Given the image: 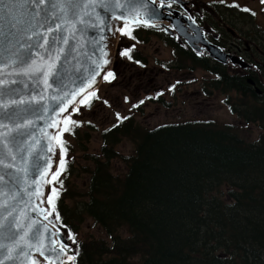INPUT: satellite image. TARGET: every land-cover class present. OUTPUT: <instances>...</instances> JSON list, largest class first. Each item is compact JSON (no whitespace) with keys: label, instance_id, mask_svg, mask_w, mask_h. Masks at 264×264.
Returning a JSON list of instances; mask_svg holds the SVG:
<instances>
[{"label":"trees","instance_id":"obj_1","mask_svg":"<svg viewBox=\"0 0 264 264\" xmlns=\"http://www.w3.org/2000/svg\"><path fill=\"white\" fill-rule=\"evenodd\" d=\"M185 54L197 68L220 75L209 82L210 95L213 88L232 90L227 72ZM235 87L241 91L235 102L240 120L248 123L246 107H252L253 119L264 126V105H246L244 88ZM132 125L110 126L100 153L87 156L93 163L85 168L88 198L80 215L99 223L108 238L79 240L74 264H264V132L250 139L249 125L244 130L214 120L147 130L139 125L135 138L131 135L138 150L125 157L127 170L119 177L112 160ZM63 201L60 217L66 222L71 213L73 220L78 213Z\"/></svg>","mask_w":264,"mask_h":264},{"label":"water","instance_id":"obj_2","mask_svg":"<svg viewBox=\"0 0 264 264\" xmlns=\"http://www.w3.org/2000/svg\"><path fill=\"white\" fill-rule=\"evenodd\" d=\"M37 2L39 7L14 9L19 21L15 28L7 21L0 23V243L12 250V259L6 258V250L0 252L2 264L73 262L66 250L57 246L59 241L71 246L63 227L51 219L53 213L48 215L51 218L46 215L52 208L45 202L47 192L45 200L42 198L47 186L42 174L47 169L50 176L53 160L56 164L58 159L59 152L55 158L53 149L58 144L51 147V142L55 141L62 114L78 105L84 96L81 92L92 85L95 73L104 66L102 61L108 58L112 23L146 21L160 27L167 20L183 30V25L177 24V11L163 13L161 8L167 6L160 7L152 0ZM192 36L188 34V40L195 42ZM195 36L202 35L195 31ZM206 41L200 43L211 58L226 63L222 49ZM189 45L198 51L202 48L199 42ZM83 54L94 64L86 66Z\"/></svg>","mask_w":264,"mask_h":264},{"label":"rangeland","instance_id":"obj_3","mask_svg":"<svg viewBox=\"0 0 264 264\" xmlns=\"http://www.w3.org/2000/svg\"><path fill=\"white\" fill-rule=\"evenodd\" d=\"M195 1L197 2H195L194 5H190L191 8H189L194 15V19H192L193 25L190 23L185 24V26H183V30H177L175 27V29L171 30V36H173V38L165 36L164 26L159 27L156 25L155 30H157V32H143L144 28L140 27L139 30L134 31V39L128 36L125 38V35L122 34L119 29H123V25L127 22L115 20L111 25V35L109 42H107V44H109V54L107 60L110 62L107 65H104L105 68L102 67V69H99L98 72H101V74L96 75L95 78H97V80H94L92 85L89 86L91 91L97 92L96 97L93 99L92 103L89 104V106L85 104L87 108L82 105L79 112L73 113L74 111L71 110V120L81 122L79 126H77V130H79V132L73 128L75 130L74 136L73 132L70 134L67 131H63L65 125L63 129H61V122H58L59 130H62L61 133L65 136L64 140L69 141L67 142V146H69V150H67V158H65V154H63V158H65L69 164L65 162V164H67L65 172H63V178H65V180H63L60 176L63 181V187L60 190L57 205L59 206L61 200L63 199V203L67 204L68 208H72L78 214L76 217H73V220H71L70 217L72 214L67 213L69 214V216H67V221L65 222V216H62V223L60 224H57L59 220L54 215L53 218H51V216H49V218L54 220L57 226H63L62 229L65 236H67V240H69L67 230L75 235L76 242L73 243L69 240V244H71V246L66 249V253L69 256L76 255L78 249L77 246H79L80 243L79 240H86L87 237L90 239L97 238L104 240L108 238L105 230L99 223H96L91 217L87 216L86 213L83 214V217L80 214L82 213L81 206L84 205V200L88 198L86 192L89 184V174L85 172V168L92 167L93 163L92 161H89L87 156L89 154H91V156H96L100 153V150H102V147L105 144L103 134L110 129L111 124H117V120L125 117L129 118V120H127V124L133 121V133L129 136L122 137L121 141L116 146L117 153L119 152V155L117 158L112 160V169L113 172H115L114 175L119 177H123L127 170V160L125 157L136 153L138 150L136 148L137 144H135L134 138L135 129L138 131L135 127H138L139 125H141V130H143V127L147 130V127H158L156 125L161 126L170 124L171 122L181 123L187 119H189V121L197 122V120L203 119L201 122L207 123V120H215L221 124L235 123L240 124V127L244 130L246 129V127L242 125L244 123L236 120L235 116L230 113L228 105L224 102L225 99H228L229 97L232 102L233 96H230L232 93L231 90L223 93L213 88V96L207 95V82H205V80L213 78L212 73L207 71L209 72V74H207L201 68H197L195 70L196 73L194 71H189V64H187L189 61L179 60V62H177V66L175 65L171 69L166 67L171 66L175 60H178L180 58V54H185V50H189V48H191V46H189L190 43L195 45L199 42L202 47L201 52L205 54L206 46L204 47V44L200 42H207V36H210V38L213 36V34H211V30H213V28L217 29L219 27V30H224L225 21L228 22L229 18H231V32L233 36L237 33L235 29L237 28V23L239 25L238 27L243 30L244 36L249 32V29L254 26L249 20L243 21L241 19L237 20L238 17H231V8H229L231 0H225V11L220 6L219 0ZM181 2H183V0ZM157 3L158 0H156V4ZM252 3L255 6L260 5L259 2ZM165 4L170 6L171 0L164 1V5ZM187 4H189V2H183L182 5L187 6ZM255 6H251L249 9L255 8ZM207 7H213V9H207ZM161 10L163 13L167 12V14H171L170 10L165 7L161 8ZM217 10L219 11L217 12ZM241 10H243V8H241ZM241 10H239V12H241ZM183 14H185V12H183V9L179 6V8H177V18H179L177 24H183V18H185ZM213 16H215V19ZM218 16L222 17L221 20H219V26L216 22L218 20ZM253 16L254 15L249 13V17L247 18H254ZM262 20L263 17H260L257 22L262 23ZM189 21L191 22V19ZM113 24H115V26H113ZM195 24H197L199 28H201V24H207V28H210L209 33L202 32L205 37L195 36V30H199ZM187 26H189V28H187ZM221 26H223V28H221ZM124 30L126 31V29ZM173 30H175L179 36H177ZM183 32H185V34H183ZM188 34L194 35L192 37L196 38L195 42L188 40ZM223 34L224 33L219 31V36H223ZM139 36H141V38H139ZM219 36H213V44L217 47H219L220 44ZM111 38H113V40H111ZM119 38H121V40H119ZM166 38L171 39V42H178L180 46L183 42V46H185L183 49L185 50L180 48L177 52H175V49L169 42H167ZM181 38H183V40H181ZM205 38L206 40H204ZM89 40H87L88 45ZM93 40L95 42V39ZM123 40H125V44H123ZM230 40V34L229 36H225V49H228L227 46L229 45ZM135 42H137V44H135ZM96 46L97 44L95 47ZM121 46H123V48H121ZM130 47L133 48L130 53L132 59H129L127 55H121V52L125 48ZM137 50L138 54L145 60V66H140V69L134 66L135 60L133 56H137ZM207 57L211 56L207 54ZM238 57L239 54H237V60H243L242 55H240L239 58ZM82 62H85V60L83 59ZM222 63L225 65L224 62ZM85 65L87 66V62H85ZM182 65L187 66V70L183 69ZM223 65H219V72L225 70ZM221 66H223V68H221ZM109 68L115 69L114 72L118 77L114 78L111 82L103 79L105 72ZM196 74L198 77H196ZM195 78L197 79L196 81ZM201 78H203V80H201ZM214 79L216 78H213V80ZM101 80H103V82H101ZM181 80L183 81L181 82ZM97 86H99V88H97ZM229 86L231 87V84H229ZM89 88H87V92H89ZM159 89L162 90L163 93L160 96L157 94ZM150 93L153 94V101L147 100L146 95ZM83 94H85V92H81V96ZM155 98H157V101H155ZM82 99L84 98H81L79 101ZM163 100H165V104L162 103ZM141 101L144 103L142 106H139L138 102ZM118 113L119 117L117 116ZM62 116V118L69 116V111L63 113ZM124 124L126 123L124 122ZM71 127H75V125H71ZM247 129L246 135L250 139L257 135L256 130L255 134H253L249 127ZM142 133L143 132H141V134ZM51 134H53V130H51ZM52 144L53 142H51V147ZM86 144L87 146H85ZM85 147L86 149H84ZM53 149L56 152L55 158H57L59 148L55 146ZM61 152H63V149H61ZM61 152H59V159L61 158ZM149 162L156 164L155 159H151ZM90 164L91 166H89ZM53 166H55V159L51 165V170H53ZM57 166H59V160H57ZM57 166H55V168H57ZM69 166H71V168H69ZM71 170L73 172H71ZM143 183H145V181H143ZM53 184L55 187L58 185L60 188L59 182H57V184L54 182ZM47 186H45V191L42 192L43 200H45ZM51 186H49V189ZM84 192L85 194H83ZM63 194H65V196H63ZM75 194H77L79 198H77ZM67 195H70V197L66 198ZM112 197L113 195L111 194L108 199L110 200ZM81 200H83V202H81ZM45 202H47V200H45ZM45 207H47V204H45ZM79 210H81V212H79ZM69 222L71 224H69ZM65 225L67 227H65ZM73 226H75V228H73ZM65 228H67V230H65ZM72 230H75V232ZM77 232H79V234H77ZM121 235L126 237L128 235V230H123V234ZM73 252H75V254H73ZM73 263L74 261L71 264Z\"/></svg>","mask_w":264,"mask_h":264},{"label":"flooded vegetation","instance_id":"obj_4","mask_svg":"<svg viewBox=\"0 0 264 264\" xmlns=\"http://www.w3.org/2000/svg\"><path fill=\"white\" fill-rule=\"evenodd\" d=\"M219 1L220 6L225 11V0ZM252 2H259L260 5L255 6ZM237 4L240 7L234 6ZM251 6H255V8L251 9V12L241 10V8H251ZM229 8H231V17H238L237 20H249L254 25L245 36L243 35V30L238 27V23L237 28H235L237 33L233 36L231 32V18H229L228 22L225 21L224 30H219V27L217 29L214 28L215 34L213 36H219V31L224 33L223 36H219L220 46L230 55L228 69L232 85L231 94L236 96L233 97V101L236 102L241 94V91L235 87L239 85L244 88L246 105H264V4L261 3V0H231ZM253 12L255 13L254 18H247L249 17V13L252 14ZM260 17H263L262 23L257 22ZM213 18L215 19V16ZM221 18V16L217 17L218 20L216 22L218 26ZM229 34L231 35V40L227 46L228 49H225V36H229ZM186 53L189 52L186 51ZM237 54H239V57L242 55L243 60L240 63L238 60H235L237 63L231 60L232 57H237ZM182 58L183 61H187L185 55ZM246 108L250 113V116H248L249 128L253 131L256 130L257 134L263 133L264 126L253 119L255 116L252 114V107Z\"/></svg>","mask_w":264,"mask_h":264},{"label":"snow or ice","instance_id":"obj_5","mask_svg":"<svg viewBox=\"0 0 264 264\" xmlns=\"http://www.w3.org/2000/svg\"><path fill=\"white\" fill-rule=\"evenodd\" d=\"M43 0H40V3H42ZM131 2V0H130ZM152 2L154 3V0H152ZM261 3L264 4V0H261ZM31 5H36L37 7H39V4L37 2V0H0V23L4 22V21H7V23L15 28L16 26V23H18L19 21H17L15 15H14V9L17 8V7H25V6H31ZM119 7H123V5H118ZM235 7H240L238 4L237 5H234ZM160 7H164V0H161V4H160ZM243 11H246V12H251V9L249 8H243ZM253 15H255V13L253 12L252 13ZM138 23H147L146 21H136ZM150 26H153L154 25H150ZM59 27V25L57 26ZM119 31H121L122 34L124 35H128V36H131V31H125L124 29H119ZM133 39L135 37H132ZM67 42V41H65ZM101 52L103 53L104 56H107V53L106 52H103V49H101ZM130 52H131V49H128V50H123L121 52V55H127L129 59H132L131 55H130ZM110 61H108L107 59L103 60L102 61V64L103 65H107ZM96 75H99L100 73L99 72H96L95 73ZM115 78V73L109 71L107 72L104 76H103V79L104 80H109V78ZM95 77H93V81H94ZM92 95L94 96L95 93H92ZM81 103H85V101H81ZM106 103V102H105ZM140 103H143V101H141ZM134 106H137V105H134ZM76 111H78L79 109H75ZM117 116L119 117V113L117 114ZM124 119H127L126 117ZM81 122H78V121H73L71 120V117H67L66 118V127L63 129V131H67L69 133H72L74 131L73 127H71V125H75V126H79ZM61 136H62V133H61ZM53 139H56V137H53ZM60 145L63 146L65 143H67L66 141H64L63 139H61L59 141ZM65 152H67V149L65 148L64 149ZM6 167H11V165H7ZM65 161L63 158H60L59 159V168L52 173V178L51 180H48L46 178L47 176V169L45 170V173L42 174V176L44 177L43 179V184L45 185H52L49 189V194L47 196V202L49 205L52 206V210L51 212L48 213V215H52V213H55L56 214V218L57 219H60V215H59V212L56 211V201L59 199V196H60V189H58L57 187L54 186L53 182H59L60 184V188L63 187V181L60 180V176L62 175V173L65 171ZM35 183V181H34ZM47 211V210H45ZM47 219V217H45ZM35 223V222H33ZM65 227H67L65 225ZM47 230V229H46ZM68 239L71 240L73 243L76 242V239H75V235L73 233H71L70 231L68 232ZM31 246V245H30ZM69 248V245L68 244H65L63 241H60V249L61 250H64V249H67ZM7 251L8 252V255L6 256L7 259H12V256H11V249L8 248L7 245L3 244V243H0V252H3V251ZM39 251V249H37ZM53 251H55V249H53ZM79 253L77 252L76 255H78ZM41 255H43V252H41ZM76 255H72V256H68V260L70 261H75L76 260ZM0 264H2V262H0ZM33 264H35V261L33 262Z\"/></svg>","mask_w":264,"mask_h":264},{"label":"bare ground","instance_id":"obj_6","mask_svg":"<svg viewBox=\"0 0 264 264\" xmlns=\"http://www.w3.org/2000/svg\"><path fill=\"white\" fill-rule=\"evenodd\" d=\"M230 91V90H229ZM230 96H233L232 94H230ZM234 97V96H233ZM53 143H54V145H52L53 147L56 145L55 144V141L53 140ZM48 177H49V175H48ZM48 177H47V179H48Z\"/></svg>","mask_w":264,"mask_h":264}]
</instances>
